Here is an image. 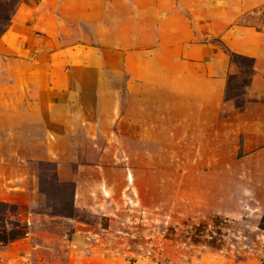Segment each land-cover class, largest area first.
Returning <instances> with one entry per match:
<instances>
[{
	"label": "rangeland",
	"instance_id": "1",
	"mask_svg": "<svg viewBox=\"0 0 264 264\" xmlns=\"http://www.w3.org/2000/svg\"><path fill=\"white\" fill-rule=\"evenodd\" d=\"M7 17L0 233L26 234L0 264H264V0H0Z\"/></svg>",
	"mask_w": 264,
	"mask_h": 264
},
{
	"label": "trees",
	"instance_id": "2",
	"mask_svg": "<svg viewBox=\"0 0 264 264\" xmlns=\"http://www.w3.org/2000/svg\"><path fill=\"white\" fill-rule=\"evenodd\" d=\"M10 20L11 17H7L6 19V27L3 30H0V37L5 33V31L8 28V25L10 24ZM227 51L229 52V54H231L232 60L235 62H238V59H245V57L239 55V54H235L233 52H231L229 49H227ZM248 60H250L252 63L250 64L249 69L251 71V73L254 72V67H253V59H249L246 58ZM13 229L11 230H5L3 233H0V246H5L8 245V243L14 242L15 240L19 239V238H23L26 234L23 226H21V223L18 221L16 223L12 224Z\"/></svg>",
	"mask_w": 264,
	"mask_h": 264
},
{
	"label": "crops",
	"instance_id": "3",
	"mask_svg": "<svg viewBox=\"0 0 264 264\" xmlns=\"http://www.w3.org/2000/svg\"><path fill=\"white\" fill-rule=\"evenodd\" d=\"M225 8H228V9H230V8H235V7H237L236 5H234L233 3H228V4H225ZM209 18V17H208ZM212 23V18H209V24H211ZM177 34H176V36H178L179 35V33L178 32H176ZM243 34V36L244 37H251V36H254V34H253V32L252 31H245V32H243L242 33ZM238 43V42H237ZM234 46H236V45H238V46H241V44H233ZM242 48V47H241ZM246 48V47H245ZM247 48H250V47H247ZM243 49V48H242Z\"/></svg>",
	"mask_w": 264,
	"mask_h": 264
}]
</instances>
